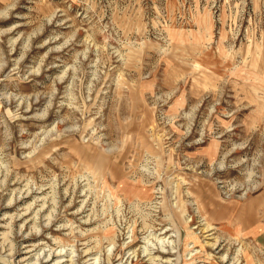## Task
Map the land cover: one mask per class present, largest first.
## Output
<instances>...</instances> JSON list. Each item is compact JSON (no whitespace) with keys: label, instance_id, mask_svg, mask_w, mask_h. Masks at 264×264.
<instances>
[{"label":"rangeland","instance_id":"1","mask_svg":"<svg viewBox=\"0 0 264 264\" xmlns=\"http://www.w3.org/2000/svg\"><path fill=\"white\" fill-rule=\"evenodd\" d=\"M0 264H264V0H0Z\"/></svg>","mask_w":264,"mask_h":264},{"label":"bare ground","instance_id":"2","mask_svg":"<svg viewBox=\"0 0 264 264\" xmlns=\"http://www.w3.org/2000/svg\"><path fill=\"white\" fill-rule=\"evenodd\" d=\"M49 222V221H48ZM163 248V247H162ZM88 251V250H87ZM55 252H56V250H55ZM59 252V251H58ZM50 253V252H49ZM55 254V253H54ZM58 254V253H57ZM48 258V257H47ZM58 261H56V263H57ZM59 263V262H58Z\"/></svg>","mask_w":264,"mask_h":264}]
</instances>
